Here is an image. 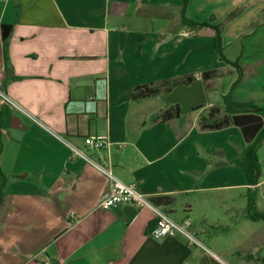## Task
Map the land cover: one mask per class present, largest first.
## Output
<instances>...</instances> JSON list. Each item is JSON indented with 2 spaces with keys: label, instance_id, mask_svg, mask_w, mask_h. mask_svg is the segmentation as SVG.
<instances>
[{
  "label": "crops",
  "instance_id": "crops-1",
  "mask_svg": "<svg viewBox=\"0 0 264 264\" xmlns=\"http://www.w3.org/2000/svg\"><path fill=\"white\" fill-rule=\"evenodd\" d=\"M250 1L190 0L185 17L219 25L213 12H253L243 24L246 13L219 26L222 43H245L225 55L243 71L233 100L264 108V20L257 22L264 0ZM183 4L0 0L2 84L26 111L0 105V264H264V219L256 217L264 215L263 168L251 184L237 164L247 141L222 100L239 74L220 59L218 68L193 69L192 36L201 27L182 21ZM250 23L254 32H244ZM6 25L12 30L4 39ZM208 70L216 74L204 81ZM224 73L231 79L219 86ZM192 76L203 81V107L183 111L162 95L133 97L139 86L189 85ZM97 134L109 136L107 148L85 145ZM71 146L135 184L175 221L190 219L207 250L182 236L153 239L149 208H98L111 179ZM260 154L264 138L259 162Z\"/></svg>",
  "mask_w": 264,
  "mask_h": 264
},
{
  "label": "trees",
  "instance_id": "trees-1",
  "mask_svg": "<svg viewBox=\"0 0 264 264\" xmlns=\"http://www.w3.org/2000/svg\"><path fill=\"white\" fill-rule=\"evenodd\" d=\"M190 0H184L183 10H182V21L185 24L190 26H198L201 28H207L213 30L212 43L218 53L219 59L225 63L233 65L238 71V78L231 85L230 89L226 94L222 96L223 103L225 105V111L228 113L229 119L232 123L238 125L246 138L247 145L242 153V158L237 162L239 166H242L243 171L247 177V180L251 184L258 183L259 173H260V162L257 156V148L259 147L261 141L264 138V108L258 107L252 102H235L232 98V92L235 87H237L243 81V71L241 67L236 62H231L228 60L224 54V49L222 46V37H221V27L219 25H212L207 21L195 22L187 17H185V7ZM12 28L9 25L3 27V38L7 39L11 32ZM216 70L204 71L202 74V79L207 81L215 76ZM196 80L194 76L188 77L184 82L190 84ZM180 85L179 82H169L164 81L158 86H149L143 85L139 86L134 93V98H146L150 96H156L163 93L170 92L174 87ZM203 105H198L193 109L203 107ZM178 106V104H175ZM214 111H219L218 108H212ZM219 126H212L213 128H219ZM2 171L0 168V196L2 192V183H1ZM257 218H263L264 215H256Z\"/></svg>",
  "mask_w": 264,
  "mask_h": 264
},
{
  "label": "built area",
  "instance_id": "built-area-1",
  "mask_svg": "<svg viewBox=\"0 0 264 264\" xmlns=\"http://www.w3.org/2000/svg\"><path fill=\"white\" fill-rule=\"evenodd\" d=\"M4 65L0 63V105L8 106L12 109L26 113L24 108L7 92L2 84V74L4 72ZM36 122L38 120L34 119ZM53 136L62 139L55 132L50 131ZM85 145L93 150H101L107 148L110 145V139L107 134H97L93 136H87L84 139ZM72 151L84 158L87 162L95 166L98 170L106 174L111 179V188L109 192L104 194L98 201V208L109 210L121 205L132 204L138 208H149L155 216L156 222L151 227L149 235L156 240L171 237L176 238L182 236L186 238L189 244L196 245L203 250H207L206 246L198 240V238L191 232V221L185 219L182 222L175 221L168 212L154 205L148 196L142 193L135 184H126L117 178H115L110 170L105 168L102 164L92 160L86 154L79 149L72 147ZM41 264H57L53 261H46Z\"/></svg>",
  "mask_w": 264,
  "mask_h": 264
},
{
  "label": "rangeland",
  "instance_id": "rangeland-1",
  "mask_svg": "<svg viewBox=\"0 0 264 264\" xmlns=\"http://www.w3.org/2000/svg\"><path fill=\"white\" fill-rule=\"evenodd\" d=\"M245 4H254V3L252 0V1L247 2ZM197 7H198V5H195L193 7L194 13H195V11H197L195 9ZM244 11H245V8L241 7V6L239 8H234L233 10L229 11L224 18H222L223 16H220L222 14V12H213V13L216 16L218 15L220 17L219 18L220 20L217 23L219 25H221V27H223L225 24H227V22L229 20L236 19L238 16L243 15L244 13H246V14H245V16H243L241 18L240 24H243V21L245 22L247 19L251 18L250 16H252L253 12L247 13ZM199 17H201L202 20H210V21L214 20V18H211L210 14L207 16L206 14H204V12H201V15ZM262 20H264V19H259L257 22L261 23ZM251 24L252 23H250L248 25L249 27L248 26L246 27L244 32H246V31L247 32H250V31L254 32L256 25H251ZM192 38H193L192 40H193V49H194L193 69L201 72L202 70H205L208 67L218 68L219 63L217 61L219 60V56H218V53L216 52V50L213 46L212 38H210L208 36V33H206L205 29H201V28L200 29H194ZM242 39H245V38L242 37ZM224 40L225 41L222 43V46L224 49V54L228 57H234V55H236V53L240 50V46H243L245 44L244 42H242V40L241 41L238 40V41H235L233 43H230L227 37H225ZM247 45H249V44H247ZM233 71H234L233 75L237 76L238 71L236 69H234ZM230 79H231V74L224 73V75L221 77V80L219 82L220 83L219 86L224 85V83H229ZM151 86H158V85L154 84ZM219 88H221V87H219ZM163 94H165L164 91L162 94H160V96ZM259 158H260V164L263 168V172H262V175L260 177V181H263L264 180V155L260 154ZM261 185H262L261 191L264 193V182H261Z\"/></svg>",
  "mask_w": 264,
  "mask_h": 264
},
{
  "label": "water",
  "instance_id": "water-1",
  "mask_svg": "<svg viewBox=\"0 0 264 264\" xmlns=\"http://www.w3.org/2000/svg\"><path fill=\"white\" fill-rule=\"evenodd\" d=\"M165 104H181L183 111H190L207 101L206 90L201 79H196L189 85L180 84L170 92L162 95Z\"/></svg>",
  "mask_w": 264,
  "mask_h": 264
}]
</instances>
